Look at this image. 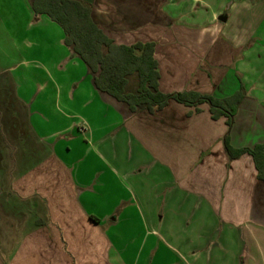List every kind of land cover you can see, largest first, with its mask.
Here are the masks:
<instances>
[{"label": "crops", "instance_id": "crops-1", "mask_svg": "<svg viewBox=\"0 0 264 264\" xmlns=\"http://www.w3.org/2000/svg\"><path fill=\"white\" fill-rule=\"evenodd\" d=\"M84 1L156 44L161 92L246 99L231 128L208 103L132 114L32 0H0L32 76L0 73V264H264V182L225 148L264 144V0Z\"/></svg>", "mask_w": 264, "mask_h": 264}, {"label": "trees", "instance_id": "trees-1", "mask_svg": "<svg viewBox=\"0 0 264 264\" xmlns=\"http://www.w3.org/2000/svg\"><path fill=\"white\" fill-rule=\"evenodd\" d=\"M36 15H46L65 33V44L87 65L95 87L102 94L125 104L132 114L154 113L168 106L171 100L188 107L208 103L213 120L227 118L233 125L239 106L246 99L244 86L234 95L217 99L194 92L165 94L160 91L159 64L154 42L119 45L94 21L93 6L84 0H32ZM196 112H200L196 109ZM225 148L231 160L249 155L264 182V144L253 148L234 149L230 134Z\"/></svg>", "mask_w": 264, "mask_h": 264}, {"label": "rangeland", "instance_id": "rangeland-1", "mask_svg": "<svg viewBox=\"0 0 264 264\" xmlns=\"http://www.w3.org/2000/svg\"><path fill=\"white\" fill-rule=\"evenodd\" d=\"M204 13L208 15V13ZM260 30H264V25L263 27L261 26ZM11 37L12 36L9 33L7 25L3 22L0 23V73H4V71H10L12 77H14L18 83H22V85H24L27 80L32 79V76L30 75L27 77V79H25L24 75L28 69V64L25 62H29L31 58L28 57L25 47L19 46L18 42L14 44V39H11ZM21 62L25 64H23L22 67L17 68ZM12 68H17V70L12 72ZM2 75L3 74H0V81L3 79ZM36 78H40V75L36 76ZM241 80V86H244L243 79ZM0 90L4 91L2 88Z\"/></svg>", "mask_w": 264, "mask_h": 264}]
</instances>
